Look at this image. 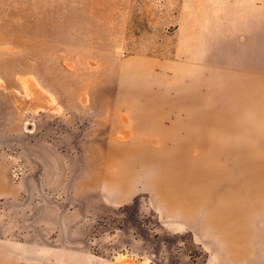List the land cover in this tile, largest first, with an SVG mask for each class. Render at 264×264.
<instances>
[{
  "label": "rangeland",
  "instance_id": "rangeland-1",
  "mask_svg": "<svg viewBox=\"0 0 264 264\" xmlns=\"http://www.w3.org/2000/svg\"><path fill=\"white\" fill-rule=\"evenodd\" d=\"M27 75L66 108L122 118L101 128L117 144L70 150L74 195L57 198L75 211L76 229L65 213L70 231L46 239L38 198L28 197L24 219L0 222V264H264V214L252 240L237 233L227 259L223 239L202 226L200 201L204 184L221 185L215 160L234 175L231 187L248 190L253 161L264 158V0H0V82L15 91ZM6 93L1 117L15 113ZM92 121L80 127L99 128ZM25 126L36 130L31 119ZM100 153L106 180L83 182L98 168L86 159ZM149 158L170 172V197L199 193L194 218L168 211L147 184L157 180ZM25 170L17 162L13 178ZM126 170L134 179L118 193L111 179Z\"/></svg>",
  "mask_w": 264,
  "mask_h": 264
},
{
  "label": "crops",
  "instance_id": "crops-1",
  "mask_svg": "<svg viewBox=\"0 0 264 264\" xmlns=\"http://www.w3.org/2000/svg\"><path fill=\"white\" fill-rule=\"evenodd\" d=\"M3 85L6 84L0 82V92H7L5 103L15 113L0 115V135L9 144L4 152H0V222L4 223L12 215V222L18 221V218L24 219V202L31 197L38 198L36 219L39 226L42 222L46 239H50V233L57 229L70 231L71 223L64 221L65 213L73 214L72 224L76 229L75 211L62 209L57 198L74 195L75 186L72 184L76 182V175L69 171L71 165L76 164L77 157L70 150L75 145H108L110 141L117 144L113 138L110 139L109 131L101 128L108 127V120L122 116H110L107 111L106 115H102L101 111L91 115L88 110L77 109L76 106L66 108L63 96L46 91L44 84L28 75L16 76L15 91ZM72 97L76 100L77 95ZM3 98L0 95V99ZM30 119L36 122L33 132L25 130L26 122ZM87 119H92L93 123L95 121V126L99 128L84 131L80 125H84ZM3 121L7 123L3 124ZM101 133L108 134V137H100ZM86 160L85 165L95 164L98 168L83 182L94 179L105 181L104 156L100 153L98 157ZM17 162L26 168V173L20 179L12 176L13 166ZM7 229L4 227L3 232H8ZM64 238V233H58L54 240L61 243L60 239ZM68 244H71V240Z\"/></svg>",
  "mask_w": 264,
  "mask_h": 264
},
{
  "label": "bare ground",
  "instance_id": "bare-ground-1",
  "mask_svg": "<svg viewBox=\"0 0 264 264\" xmlns=\"http://www.w3.org/2000/svg\"><path fill=\"white\" fill-rule=\"evenodd\" d=\"M213 153L216 156L214 151ZM147 161L148 164L151 162L157 166V180H149L147 184L164 197L167 210L171 213L178 210L183 216L194 218L199 208V193L188 190L187 197L182 199L177 193L174 194V197H170L169 190L165 187L167 185L166 178L170 172L163 169L154 158H149ZM213 165L217 170L216 176L220 178L221 185L213 187L204 184L202 187L203 195L200 197L201 205L204 208L202 226L213 236L223 239L222 244L226 249L225 256L228 259L236 253L233 243L238 245L237 238H242L241 236L237 237V233L244 234L243 243L246 237L252 240L249 231H252V227L257 223V217L264 214V158L254 159L253 168L248 175L250 178L248 190L231 187V179L234 175H229L217 160L213 162ZM204 176L209 175L205 174ZM119 177V180L116 177L111 179L113 184H116L118 193L123 189L122 180L128 183L134 179V176L127 170ZM244 184L247 185V182ZM183 199L186 203L185 206Z\"/></svg>",
  "mask_w": 264,
  "mask_h": 264
}]
</instances>
